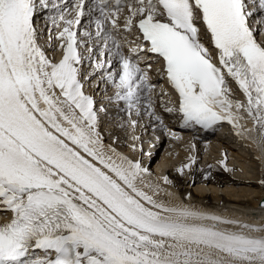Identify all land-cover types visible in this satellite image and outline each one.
<instances>
[{
	"label": "bare ground",
	"instance_id": "obj_1",
	"mask_svg": "<svg viewBox=\"0 0 264 264\" xmlns=\"http://www.w3.org/2000/svg\"><path fill=\"white\" fill-rule=\"evenodd\" d=\"M72 3L73 1L70 4ZM256 15L264 17V12H259ZM88 20V18L85 19V24ZM225 22L231 24L232 20L227 18ZM23 25L24 19L22 17L12 14L3 16V32L10 51L6 48L0 31V67L4 75L3 79L0 78V124L21 142H36L42 147L41 150L53 157L62 168L69 167L71 169H69V176L64 173L68 179L61 182L52 180L50 173L53 169L40 164L38 159L22 150L10 136L0 130V172L25 186L30 192L29 197L41 196L50 192L51 188H55L58 193H64L67 197H72L80 203L90 205L86 198H76L74 191L78 193L81 190L80 192L83 194L92 193L102 202L97 207L90 206L94 216L93 224L95 225L92 228L99 231L101 236L92 238L94 242L92 239L70 233L61 237L58 248L63 247L67 241L74 244L78 250L77 264H119V261H123L120 256L122 253L130 255L138 264H145L146 262L149 264H237L234 263L235 257L233 256H222L224 261L215 259L214 253L227 252L220 245L207 241L195 243L174 241L164 238L160 232L149 229L136 219L130 217L131 222H128L124 214L116 210L117 196L108 193L85 168L75 167L71 157L66 160L63 153L73 155L59 144L57 145L55 138L63 140L67 147L85 157L92 170L101 175L105 183H111L121 189L128 199L143 211L156 213V215L165 218L175 217L180 220L194 213L198 216L219 220L230 229L232 227L241 228L254 235L259 232H255L259 226L254 223H263L262 218L264 217V208L259 207L260 200L264 196V111L255 106L252 100H249L252 107L247 121L237 117L236 125H234L237 131H233L234 133L230 132L231 128L224 126V131L231 133L232 137H236L238 140L236 143H239L240 146L242 144L243 147H248L253 153V158L258 160L259 168L262 171L258 180L243 177L245 174L234 175V169L231 167L234 165L226 163L224 158L219 160L208 158L213 162L198 163L194 154L196 147L192 146L188 152L187 161L182 164L174 166L171 164L170 166V161H172L170 159L173 158L174 160V157L170 154V148H167L160 160L155 161L154 168L148 167V161L152 163L153 159H156L165 140L160 142L152 158H150L151 155L143 156L137 149V143L139 144L138 127L140 128L144 123L151 120L148 118L149 114L145 107L142 106L140 109L135 107L134 114L115 110V113H112L113 116L111 114V116L103 118L105 124H110L112 123L110 121L117 120L121 116H128L130 121L127 117L125 118L130 125V130L132 132L133 129L135 130L134 134L132 133L134 136L132 139L135 138L136 141L134 140L135 144L132 143L133 141L130 142L132 147H126L128 143L123 141L116 142V140H123L121 137L116 140L115 137L112 138V142L107 141L106 133L97 129L100 122L98 114L86 112L83 116L84 111H78L81 106L77 94L83 91L88 96L95 94L96 89H98L95 85L99 79V73L95 72L90 76V78L97 76L91 86L87 83L88 88L86 87L85 90L79 85L77 94H73L72 88L75 86L80 72L78 69L79 54L73 53L67 56L64 63L59 64L58 68L48 73L47 62L51 59L50 55H55V47L48 48V46L50 44L53 46V41L46 42L44 37H41V44L34 43L31 47L29 40L24 41L23 39ZM60 27L63 36H67L68 26L60 24ZM222 27L224 29L232 28V26L226 25ZM220 28H215L213 33L211 31L203 33L210 48L211 46L215 47L214 37L222 36ZM44 32L46 33V31ZM239 38L248 42L247 51L251 68L258 86L264 91V55L256 48L252 35L247 37L239 35ZM260 40L264 41V32L260 35ZM12 53L16 55L15 60L21 68L18 69L19 79L11 62ZM71 67L72 73L70 75ZM42 70L45 73H42ZM94 70L95 67L92 68V72ZM155 80L160 81V77L156 76ZM32 81L45 98L46 103L54 110L48 118L43 116L36 105L29 101L27 93L31 92ZM45 83L50 87L51 92L47 93L43 90ZM225 92V97L228 100L237 103L227 96V91ZM21 99L29 101L33 112L41 119V123H38L36 118L27 112ZM244 99H246L245 94ZM263 101L264 96L261 103ZM137 109L139 110L138 114ZM203 109L207 108L204 107ZM91 113L93 114L92 117H90ZM160 116L159 113L153 115V117L159 118ZM136 118L138 122L135 121ZM122 120L120 119V121ZM56 121L60 122L62 131L58 129ZM154 123L155 129L151 131L157 134L152 136L151 147H154L156 141L162 137V130L165 129L169 138L185 133L189 137L190 135L198 136L199 142L197 144L199 147L205 145L206 149L210 148V144H220L221 151L225 150L223 156L229 154L231 160L234 158L232 147L235 148V146L234 142H230L229 136L223 135V138L219 134L212 133V131H204L198 126L194 127L192 124H185L179 120L156 121ZM96 130H98L96 136L87 135V133ZM40 135L47 139L45 144L41 141ZM86 144L90 145L91 148L87 147ZM59 156H63L64 159H58ZM147 157L149 158L147 159ZM207 157L208 155L205 158ZM152 168L156 171L154 172ZM141 176H145V183L140 179ZM135 178L139 179L134 181ZM160 188L169 193H160ZM27 201L0 183V223L8 220L11 216L23 214L26 210ZM187 208L191 209L192 212L186 211ZM255 212L263 213V215L259 216ZM121 227L126 228L127 231ZM261 230H264V225L261 226ZM252 241L256 243L255 240ZM262 242L260 245L256 244L258 246L245 248L244 256L247 258L255 257V259L264 261V241ZM260 263L264 264V262Z\"/></svg>",
	"mask_w": 264,
	"mask_h": 264
},
{
	"label": "rangeland",
	"instance_id": "obj_2",
	"mask_svg": "<svg viewBox=\"0 0 264 264\" xmlns=\"http://www.w3.org/2000/svg\"><path fill=\"white\" fill-rule=\"evenodd\" d=\"M58 42H57V44H58ZM54 51L59 52L58 48L54 49ZM94 79H95V77L92 78V81ZM235 96H236V99H238V100L242 99V96L240 95V93H235ZM125 117H127L128 121H130L128 116H124V117L121 116L117 120L110 121V122H112L110 124H107V123L104 124L105 125L104 128L106 129L105 131H108V133L105 136L108 138L107 141H110V142H112V138H114V137H115V140L117 138L121 137V139H123V140H116V142H118V141L119 142L120 141L126 142V143H128V145L126 147L129 146V148H130V147H132L130 142L133 141L132 143L135 144V141H136L135 138L132 139V137H134L133 132H135V130L133 128H132L133 132H132V130H130V125H129V123ZM120 119L121 120L125 119V120L120 121ZM115 121H117V122H115ZM118 121H120V122L118 123ZM122 122L125 123L126 125L123 124ZM179 135H174L172 138H170L171 139L170 141H168V139H166V141L164 142V145L160 149V152L156 156V159L155 158L153 159L152 166L155 164V161H157V159L160 160L161 156H163V154L165 153V150L167 148H170V154L174 157V160H173V158L170 159V160H172V161H170V166H171V164L173 166L182 164V163L187 161L188 152H189V150H191V146H193V147H196V149H197V152H196V149L194 150L195 151L194 154L196 155V159L198 160V163H202L204 161L209 163V162H213V160H219V159L224 158V159H226L225 160L226 163L234 165V167L231 166L234 169V171H233L234 175L245 174L243 177H249V178H252L253 180H258L262 175V171L259 168L258 160H255L253 158L252 151L249 150V148L246 146L243 147L242 144L240 146L239 143H236V141H234L233 139H230V142H234L233 144H234L236 149L232 147V151H233L232 154H233L234 158H232V160H231V157L229 156V154L224 155L225 157L223 156V152L225 153V150L221 151V145L220 144H214L213 143V144H210L211 145L210 148L206 149L205 145H204L205 147L200 146L201 147L200 148L199 146H197V145H199V144H197L199 142L198 136L192 137L190 135V137H189L186 133L185 134H179ZM193 139L195 141H192ZM191 141H192V144H191ZM119 145L121 146V144H119ZM222 145H224V144H222ZM211 147H214V148H211ZM173 150H175V151H173ZM208 150H209V152H208ZM190 153L193 154L192 152H190ZM185 155H186V157H185ZM206 155H208L207 158H205ZM220 156H222V157L219 158ZM245 156H247V157H245ZM208 158L209 159L212 158L213 160H209ZM235 158H236V160H235ZM239 166H241V167L239 168ZM239 169H241V170L239 171ZM236 170H237V172H236ZM164 175H165V172H164Z\"/></svg>",
	"mask_w": 264,
	"mask_h": 264
},
{
	"label": "water",
	"instance_id": "obj_3",
	"mask_svg": "<svg viewBox=\"0 0 264 264\" xmlns=\"http://www.w3.org/2000/svg\"><path fill=\"white\" fill-rule=\"evenodd\" d=\"M259 204H260V206H264V197L261 199Z\"/></svg>",
	"mask_w": 264,
	"mask_h": 264
}]
</instances>
